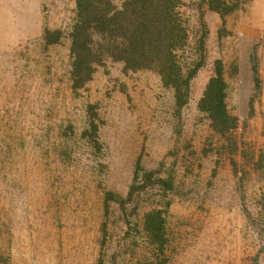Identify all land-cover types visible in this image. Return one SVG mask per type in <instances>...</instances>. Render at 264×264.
I'll use <instances>...</instances> for the list:
<instances>
[{
	"label": "rangeland",
	"instance_id": "obj_1",
	"mask_svg": "<svg viewBox=\"0 0 264 264\" xmlns=\"http://www.w3.org/2000/svg\"><path fill=\"white\" fill-rule=\"evenodd\" d=\"M179 1L188 41L177 61L186 71L202 56V66L177 115L156 74H123L110 61L72 92L74 0H46L45 11L41 0H0L1 264L153 262L159 254L142 228L152 210L164 211L166 264H264V0H224L239 9L221 39L204 0ZM44 29L60 31V43L45 48ZM217 59L238 121L226 137L197 110ZM88 106L97 148L83 136ZM138 160L144 172L171 177L173 190L149 187L125 211L110 202L104 217L105 195L126 198Z\"/></svg>",
	"mask_w": 264,
	"mask_h": 264
},
{
	"label": "trees",
	"instance_id": "obj_2",
	"mask_svg": "<svg viewBox=\"0 0 264 264\" xmlns=\"http://www.w3.org/2000/svg\"><path fill=\"white\" fill-rule=\"evenodd\" d=\"M45 11L46 0H41ZM75 20L68 35L70 41V81L73 93L83 89L93 78L98 68L107 61L122 65V73L149 71L156 74L165 89L173 92L175 113L187 106L190 84L202 66L200 61L191 69L184 71L177 61V52L183 50L188 41L187 30L178 12L179 0H123L116 8L110 0H74ZM209 12L216 14L221 27L218 39L228 33L225 29L226 17L239 9L237 3L224 0H204ZM206 32L203 28L198 49L203 52ZM62 39L58 30L44 29V47L57 45ZM252 62L254 58L252 57ZM212 76L207 81L197 110L209 123L212 133L226 137L237 128V118L230 115L226 106L227 83L224 65L219 59L213 62ZM254 89L259 90V78L255 64L252 63ZM95 106H88L89 129L83 133L96 148L98 145V124ZM251 110V103H250ZM264 155L260 154V165ZM139 174L140 177H139ZM157 172H144L139 160L136 163L133 182L125 199L107 193L104 198V217L109 215V203L115 202L120 210L132 202L135 195L149 187H159L164 192L173 190V179L157 177ZM169 203L166 204L168 208ZM164 211L152 210L143 216V231L147 243L159 257L153 262L142 264H166L164 250L167 245ZM105 228V225H103ZM105 238H103L104 240ZM4 259L0 256V264Z\"/></svg>",
	"mask_w": 264,
	"mask_h": 264
}]
</instances>
